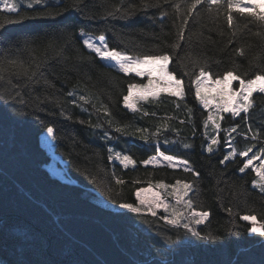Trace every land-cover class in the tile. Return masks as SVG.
Returning a JSON list of instances; mask_svg holds the SVG:
<instances>
[{"label": "trees", "instance_id": "1", "mask_svg": "<svg viewBox=\"0 0 264 264\" xmlns=\"http://www.w3.org/2000/svg\"><path fill=\"white\" fill-rule=\"evenodd\" d=\"M121 3L141 0H41L31 7L20 3L16 12L0 7V264H259L264 237L248 233L251 222L240 217L264 221V193L253 187V166L239 172L244 157L220 160L230 151L226 142L237 151L254 145L250 156L264 147V94H253L247 115L220 113V143L208 153L216 130L211 122L204 127L209 111L196 98L193 80L201 67L212 79L229 70L251 78L257 64L264 66V27L235 11L229 27L223 9L209 14L207 5H198L178 41L185 0H159V8L138 7L131 17L106 15ZM173 3L181 5L179 13ZM81 30L103 34L109 48L133 55L167 52V71L182 81L184 95L159 90L137 101L135 110L127 108V85L146 77L107 66L83 45ZM240 47L244 56L235 52ZM41 61L39 75L28 80L24 70ZM17 93L24 104L8 98ZM47 124L54 127L52 148L66 178L46 167L50 155L41 135ZM157 149L187 160L199 178L184 166L141 163ZM115 153L136 163L124 167ZM178 179L194 184L188 199L197 211L210 212L193 226L201 236L221 239L185 234L160 219L161 210L152 217L119 206L138 203L137 189Z\"/></svg>", "mask_w": 264, "mask_h": 264}, {"label": "snow or ice", "instance_id": "2", "mask_svg": "<svg viewBox=\"0 0 264 264\" xmlns=\"http://www.w3.org/2000/svg\"><path fill=\"white\" fill-rule=\"evenodd\" d=\"M41 0H32V3H40ZM32 3L28 4V7L32 6ZM167 3V0H165ZM198 5H207L205 11L211 14L213 11L218 15L221 9L224 10L227 16V23L229 27L233 25V11L239 13L242 16H247L251 18L252 21L258 22L261 27H264V3L258 2V0H191L190 3L185 0L184 11L186 13L185 18L182 19V26L178 32V41H183L184 28L183 25L188 23L187 17L192 16ZM173 8L177 13L181 10V5L178 3H173ZM0 7L7 9L9 12H16L17 5L10 3L9 0H3ZM139 8L147 9L151 7L159 8V0L156 3H152V0H141L140 5L129 4L127 7L123 6V3L112 5L111 9L106 12L107 16L121 15L131 17ZM161 17H165L168 13L161 11ZM25 17L21 16L19 19L23 20ZM0 27H3V23H0ZM247 27V25H245ZM257 35H262L257 33ZM80 36L83 45L98 56L103 61L110 62L107 66L117 68L121 73L132 74L135 73L138 77H147V83L136 84L130 83L127 85V95L123 96V104L132 110H135L137 101L148 100L149 97H157L159 95L158 85L164 84L175 88L177 91L172 93L173 95L182 97L184 95L182 81L176 79L174 75L167 72V65L170 61V56L167 52L161 55H130L126 51L117 50L116 48H109L106 42V37L101 34L99 37H95L91 33L80 31ZM232 38H235V32L232 33ZM232 40L230 39L228 43L230 44ZM173 47L178 48L180 44H174ZM235 52L244 56L245 49L243 47L235 49ZM15 64V61H12ZM250 64L253 61H249ZM41 62H34V67L31 69H25L23 74L28 80H33L37 77L40 72ZM256 67L260 70L255 71L254 75L249 78L248 73H245L243 77L236 74V71L229 70L223 73L222 76H218L217 79L212 80L211 74L206 72L203 67L199 69V75L196 76L195 81V96L199 100L200 104L203 105L205 109L209 110L207 119L204 121V127L207 129L209 122L216 130L215 134L210 136V142L206 145V151L208 153H213L214 146L220 143L219 130L221 128L220 120L223 118L220 113L230 112L234 117L239 116L241 112L247 113L251 108H253L254 101L252 100L254 93L264 94V66L257 64ZM3 68L0 67V79L2 76ZM153 73H159L156 77H153ZM165 75L171 77V79H165ZM205 81L210 83L206 86ZM239 82V88H231L230 85L234 82ZM38 82V81H37ZM215 86V93L212 92V87ZM19 87V85H17ZM12 101H18L20 104H24L25 101L19 100V93L17 95L8 97ZM81 100L86 99L84 96L80 97ZM213 101L215 104L213 105ZM7 107V106H6ZM106 110V109H105ZM191 111V110H189ZM43 124V122H41ZM83 123V121H82ZM238 127V126H236ZM236 127L231 129H225L227 132H235ZM44 130L46 134L52 139H56L54 127L51 124L45 125ZM121 131L122 129H117ZM249 130H251L249 128ZM205 135L209 134L207 131ZM256 136H253L255 139ZM229 138H226L228 141ZM165 143H168L166 140ZM226 146L230 148V151L220 160V164H225V162L230 161V158H235L237 155L240 157L247 158L249 153L252 152L253 146L246 147L242 151H237L233 147L231 142H226ZM184 148L192 147L189 144H184ZM113 151V150H110ZM116 159H120L124 167L128 164H135L136 162L132 159L130 155L115 153ZM162 157L167 161L168 166L173 168L177 167L178 164L184 166V170L191 172L194 178H199V172H196L187 160H180L178 157L171 155H166L157 149V156L150 157L141 161L144 165H149L152 162L159 163V158ZM259 157V166L253 165V161L257 160ZM110 160L113 156L108 157ZM249 166H253V170L256 174V179L252 181L254 188H259L261 193H264V147L259 149V152L247 158L243 163V166L239 168L240 173H244ZM116 184H122L124 181L116 179ZM160 187L167 188L163 181L159 182ZM175 193V204L166 202L160 197L158 193H152L151 199H145L142 193L151 192V188H141L136 191V199L138 203H121L119 206L122 209L130 210L133 213L143 215L144 213H150L152 217L157 216V209L163 208L165 213H170L169 215H163L160 219L164 220L167 224L175 226L177 229L182 226L185 230V234L191 233L194 236H201L200 232L196 230L192 222L195 224H200L206 220L210 212L209 211H197L194 202L191 199H187L189 193L194 189V184L184 180H176L175 184L171 186ZM111 192V189H108ZM172 195V193H169ZM109 199L111 197L109 196ZM116 203L115 200L112 201ZM181 209H187L188 211H182ZM231 212V209H228ZM243 221L251 222V227H248L246 231L252 234H258L260 237H264V221H258L255 214L248 215L245 214L240 217ZM259 224V226H257ZM239 234V233H237ZM179 239V236L177 237ZM201 239L217 240L221 239L216 236H201ZM169 243L173 241L169 238ZM240 264V262H237ZM259 264H264V258L259 261Z\"/></svg>", "mask_w": 264, "mask_h": 264}, {"label": "rangeland", "instance_id": "3", "mask_svg": "<svg viewBox=\"0 0 264 264\" xmlns=\"http://www.w3.org/2000/svg\"><path fill=\"white\" fill-rule=\"evenodd\" d=\"M2 3H3V0H1ZM10 3H13V4H16L17 6L20 4V3H24V4H29L31 3L29 0H9ZM1 3V4H2ZM86 32V31H84ZM87 33H91V32H87ZM93 34L95 37H99L100 35L98 34H94V33H91ZM122 51V50H121ZM130 54V53H128ZM130 55H133V54H130ZM168 72V71H167ZM135 74V73H134ZM157 75H159V73H153V77H156ZM199 75V74H198ZM196 78V77H195ZM195 78L193 81H195ZM165 79H171V77L165 75ZM215 80V79H213ZM143 83H147V77H146V80L143 81L142 83H136V84H143ZM210 82L209 81H205V85L207 86ZM194 85V88H195V84L193 83ZM232 87V86H231ZM239 88V85H237V87H234V89H238ZM158 90H162V91H169V92H172L174 93L175 91H177L175 88L171 87V86H168V85H164V84H160L158 85ZM212 92L213 94L215 93V86L212 87ZM213 105L215 104V101L212 102ZM209 111V110H208ZM41 141L43 143V145L46 147V149L48 150V153L50 155V161L47 163V169L49 170V172L55 176H58L60 178H66L65 176V169H64V166H63V161L59 158V156L53 151V148H52V141H51V137H49L47 134H46V131H44L41 135ZM153 156H157L156 155H153ZM151 156V157H153ZM182 160V159H180ZM161 163H167V161H165L162 157L159 158V163H156V162H152L150 164H161ZM178 166H183L181 164H179L177 162ZM255 166H258V164L256 163ZM188 182V181H187ZM174 183H171V184H165V185H168L169 187L167 188H162L160 187V185H155V186H152V185H148L146 187H143V188H151V192H145V193H142V196L145 198V199H151L152 198V193H158L160 195V197L162 199H164L166 202H169V203H172V204H175V193L172 189V185H174ZM169 193H172V195H169ZM136 194V193H135ZM136 196V195H135ZM188 199V197H186ZM157 210H161L164 212V209L163 208H160V209H157ZM182 211H185L187 212L188 210L187 209H181ZM165 215H169L170 213H165ZM193 224L195 223L194 221L192 222Z\"/></svg>", "mask_w": 264, "mask_h": 264}, {"label": "bare ground", "instance_id": "4", "mask_svg": "<svg viewBox=\"0 0 264 264\" xmlns=\"http://www.w3.org/2000/svg\"><path fill=\"white\" fill-rule=\"evenodd\" d=\"M236 82H237V83H238V85H239V82H238V81H236ZM207 110H208V109H207ZM247 158H250V157L248 156ZM247 158H246V159H247ZM257 160H259V161H260L259 157L257 158Z\"/></svg>", "mask_w": 264, "mask_h": 264}, {"label": "crops", "instance_id": "5", "mask_svg": "<svg viewBox=\"0 0 264 264\" xmlns=\"http://www.w3.org/2000/svg\"><path fill=\"white\" fill-rule=\"evenodd\" d=\"M231 88H233V87H231Z\"/></svg>", "mask_w": 264, "mask_h": 264}]
</instances>
